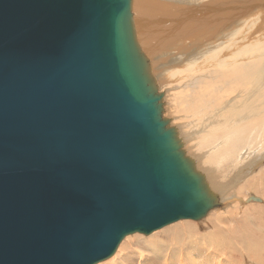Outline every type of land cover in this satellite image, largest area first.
Segmentation results:
<instances>
[{
	"label": "water",
	"instance_id": "1",
	"mask_svg": "<svg viewBox=\"0 0 264 264\" xmlns=\"http://www.w3.org/2000/svg\"><path fill=\"white\" fill-rule=\"evenodd\" d=\"M133 1L0 0V264H98L221 206L163 117Z\"/></svg>",
	"mask_w": 264,
	"mask_h": 264
},
{
	"label": "bare ground",
	"instance_id": "2",
	"mask_svg": "<svg viewBox=\"0 0 264 264\" xmlns=\"http://www.w3.org/2000/svg\"><path fill=\"white\" fill-rule=\"evenodd\" d=\"M199 3L191 5L190 0L133 2L136 39L146 56L150 74L159 92L171 78L181 83L183 80L184 83L188 75L190 81L180 83L179 87L191 92V95L182 97L181 102H185L195 95L188 82L203 81L202 104L195 106L194 103L186 102V112L189 114L187 123H192L194 130L190 134V141L195 140V137L197 139L200 132L203 138L201 143L215 141L217 146L221 145V152L225 155L234 154L235 159L241 155L245 158L244 163H252L257 152L251 151V148L258 146L259 137L255 140L248 137H253L257 131L259 136L260 126L264 127V31L257 33L264 27V0L255 5L251 0H229L217 12L200 7L202 0ZM250 37L253 38L248 40ZM232 90L239 94L222 109L221 98H226L227 92ZM175 110L178 112L180 109ZM185 125H182V129ZM175 128L181 131L178 126ZM218 135L220 138L216 140ZM231 144L239 145L240 153L230 151L228 147ZM208 145L204 147L208 148ZM209 173L205 171L202 174L208 185H213L214 179ZM250 185L252 179L242 187L257 191L253 186L249 188ZM219 199L223 203L221 196ZM248 232L244 233V240L250 248L253 236L248 235ZM214 241H221L219 234Z\"/></svg>",
	"mask_w": 264,
	"mask_h": 264
},
{
	"label": "rangeland",
	"instance_id": "3",
	"mask_svg": "<svg viewBox=\"0 0 264 264\" xmlns=\"http://www.w3.org/2000/svg\"><path fill=\"white\" fill-rule=\"evenodd\" d=\"M138 1L134 0L133 2ZM190 1L191 5L201 4L199 3L201 0ZM202 1L203 4L200 7H205L207 11L217 12L220 10V6L229 0ZM259 1L251 0V3L255 5ZM172 4L174 5V2ZM262 31H264V27L257 33ZM252 38L250 37L248 40ZM187 81H190L188 75H186L184 83ZM180 83L181 81L176 82L174 78H171L165 86L160 88L164 92L163 117L171 120L170 126H178L181 130L179 135L184 143L183 149H185L186 155L195 162L197 171L200 174L205 171L206 173L212 172L209 175L214 179V183L208 186L212 193L217 194L216 197L221 206L209 211L201 221H178L148 236L142 234L127 236L110 259L98 264H264V134L262 133L264 127L260 126L259 136L257 135L258 131L253 137L246 136L253 140L259 137L258 146L252 147L253 150L250 149L257 152V157L252 163H244L245 158L241 155H237L238 159H235L234 154L225 155L221 152V145L217 146L218 143L215 144V141L214 143L209 141L201 143L203 138L200 132L197 137L200 139L197 140L195 137V140L191 142L190 134L194 130H192V123H187L189 114L186 112V102L200 106L204 98V84L200 80H194L190 84L188 82L190 90H194L195 95H192L190 100L181 102L182 97L191 95V92L186 91L187 89L183 87L180 89V85L184 84L183 80ZM177 92L178 94H176ZM238 94L239 92L236 90L228 91V96L220 100L221 108L224 109V105L227 106ZM208 105L211 106L210 102ZM175 109L180 110L177 112ZM182 125H185L183 129ZM190 130L192 131L190 132ZM218 136L215 138L216 140L220 138V135ZM206 144H209L208 148L204 147L207 146ZM228 149L235 154L240 153L239 145L231 144ZM239 162L241 163L239 164ZM250 179H252V185L249 188L253 186V189L259 190V193L242 187ZM223 191H225L224 194H222ZM249 195L259 197L262 203L244 204L239 202V200L244 201ZM219 196L224 198V200L221 199L223 203L219 202ZM246 232L253 236L250 248L245 245L244 233ZM218 234L221 241L215 242L214 239L218 237ZM256 252H258V256H256Z\"/></svg>",
	"mask_w": 264,
	"mask_h": 264
},
{
	"label": "crops",
	"instance_id": "4",
	"mask_svg": "<svg viewBox=\"0 0 264 264\" xmlns=\"http://www.w3.org/2000/svg\"><path fill=\"white\" fill-rule=\"evenodd\" d=\"M224 200V198H222ZM228 200V199H227Z\"/></svg>",
	"mask_w": 264,
	"mask_h": 264
}]
</instances>
